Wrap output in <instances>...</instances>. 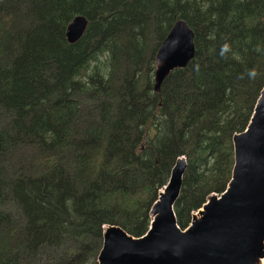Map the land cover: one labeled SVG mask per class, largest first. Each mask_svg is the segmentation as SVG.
<instances>
[{"label":"trees","instance_id":"16d2710c","mask_svg":"<svg viewBox=\"0 0 264 264\" xmlns=\"http://www.w3.org/2000/svg\"><path fill=\"white\" fill-rule=\"evenodd\" d=\"M179 19L194 56L157 94ZM263 87L264 0H0V264H97L104 226L147 232L181 157L184 230L226 190Z\"/></svg>","mask_w":264,"mask_h":264},{"label":"water","instance_id":"95a60500","mask_svg":"<svg viewBox=\"0 0 264 264\" xmlns=\"http://www.w3.org/2000/svg\"><path fill=\"white\" fill-rule=\"evenodd\" d=\"M86 26L84 17L75 16L65 31L67 43L75 44ZM193 56V32L179 19L155 54L153 91L159 94L167 75ZM245 130L232 138L226 192L209 195L185 231L176 225L173 212L187 167L181 157L150 208V230L133 238L118 227L104 226L97 264H258L264 259V87Z\"/></svg>","mask_w":264,"mask_h":264},{"label":"bare ground","instance_id":"6f19581e","mask_svg":"<svg viewBox=\"0 0 264 264\" xmlns=\"http://www.w3.org/2000/svg\"><path fill=\"white\" fill-rule=\"evenodd\" d=\"M258 264H264V259L259 260Z\"/></svg>","mask_w":264,"mask_h":264}]
</instances>
